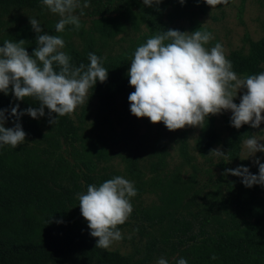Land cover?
<instances>
[{"label": "rangeland", "instance_id": "374dc122", "mask_svg": "<svg viewBox=\"0 0 264 264\" xmlns=\"http://www.w3.org/2000/svg\"><path fill=\"white\" fill-rule=\"evenodd\" d=\"M97 5L98 0H90V7L84 9V15L80 17L82 27L77 31L73 26H66L64 33L55 31L59 17L43 6L41 0L39 7H11L5 13L0 11V46L5 40L16 42L27 30L35 41L36 33L29 17L39 20L44 32L61 35L65 40L63 51L67 54L73 49L92 47L100 52L103 59L120 64L124 62L129 68L136 48L168 29L182 32L207 30L214 39L206 47L210 49L221 43L226 55L233 49L246 51L248 38L255 40L264 35V0H229L228 5L214 9L208 5L181 10L166 7L158 19L154 15L144 16L141 9H134L131 16H118L122 27L112 36L101 34L92 20L97 16L94 12ZM244 91L241 90L234 102H240ZM97 103L92 99L78 107L70 117L76 126L73 136L55 134L44 117L38 119V127L48 133L49 141L23 128L27 134L26 141L16 149L12 148L13 155L38 167L48 183H63L69 187L76 183L82 185L84 172L119 175L134 182L137 195L131 198L133 212L125 224L118 226L124 238L111 249L127 254L141 264H156L161 257L166 258L169 264H176L183 244L177 242L179 232L172 228L176 226L175 219L191 220L195 230L210 206V212H217V197L226 194L231 180L242 179L231 173L227 176L222 173L225 169L238 167L239 161L250 172L258 173L254 158L241 160L240 157L245 155L242 144L246 138L253 134L264 137V122L258 129L251 128L249 136L241 139L239 157L232 159L224 150V139L231 126L230 111L210 115L204 128L186 126L175 131H169L162 122L148 125L140 118L135 135L131 136L119 104L104 118L97 112ZM47 111L45 108L46 114ZM24 116L29 117L27 114ZM5 126L12 127L13 123ZM181 136L186 154L180 148ZM8 148L11 149L10 146ZM216 148L226 153L227 160L209 155L210 150ZM256 156L264 163V153L258 152ZM173 190L178 194L175 201L169 198ZM263 194L264 190L258 192V195ZM78 203H74V222L68 228L86 231L88 222L82 216ZM76 263L75 256L63 262Z\"/></svg>", "mask_w": 264, "mask_h": 264}, {"label": "clouds", "instance_id": "9594fccd", "mask_svg": "<svg viewBox=\"0 0 264 264\" xmlns=\"http://www.w3.org/2000/svg\"><path fill=\"white\" fill-rule=\"evenodd\" d=\"M161 2L143 0L149 7H158ZM179 2L183 4L185 0ZM41 3L52 14L58 15L57 33H64L66 26H73L78 31L82 27L80 17L84 15V9L90 7V0H83V3L81 0H41ZM205 3L214 9L228 5L229 0H205ZM29 22L36 33V47L31 55L23 39L17 42L5 40L0 46V92L5 95L11 92L17 101L30 98L39 107L19 110L17 103L10 112L0 109V147L8 145L16 149L25 143L27 134L19 122L21 116L27 114L40 119L47 108V122L56 125L59 117H71L78 107L88 103L89 92L97 81L104 83L108 79V69L103 66L101 57L90 52L89 64L75 66L71 56L63 51L65 40L61 35L44 32L34 17H29ZM213 39V34L207 30L168 29L138 46L128 70L129 84L135 89L128 96L130 112L137 118H149L153 124L162 122L169 131L186 126L204 128L210 115L228 111L231 112L230 124L236 129L243 125L260 128L264 122V72L238 75L221 43L210 49L206 47ZM241 90L245 91L237 104L234 101ZM12 117L15 118L13 126L6 127ZM261 141L264 137L255 134L246 138L242 144L245 155L240 157L241 160L254 158L258 173L239 165L235 169H225L222 175L231 173L241 177L248 188L264 187V163L256 156L258 152L264 153ZM209 155L227 160L226 153L220 148L210 150ZM136 195L134 182L119 175L98 186L89 184L86 192L77 193L90 235L98 238L95 247L111 250L124 238L118 226L130 218L133 212L131 198ZM217 258L214 253L211 255L212 260ZM156 264H169V261L161 257ZM176 264H188V261L181 257Z\"/></svg>", "mask_w": 264, "mask_h": 264}, {"label": "trees", "instance_id": "16d2710c", "mask_svg": "<svg viewBox=\"0 0 264 264\" xmlns=\"http://www.w3.org/2000/svg\"><path fill=\"white\" fill-rule=\"evenodd\" d=\"M98 2L94 10L97 16L92 20L104 36L117 33L122 27L118 16H131L134 9H141L144 16L154 15L158 19L166 7L181 10L207 5L205 0H199V3L197 0H185L183 4L179 0H162L158 7L146 6L143 0ZM39 6L40 0H0V11L4 13L11 7ZM21 39L25 40L24 46L31 55L36 43L30 31H24ZM247 43L246 51L233 49L227 53L233 70L242 76L264 72V35L255 40L248 38ZM90 52L101 57L100 52L92 47L73 49L68 55L75 66L81 63L87 65L90 63ZM102 62L108 69V79L104 83L97 81L89 92L88 102L96 99L97 112L104 118L114 112L119 104L126 116L129 133L133 136L140 118L130 112L128 96L135 89L129 84L128 64L103 58ZM17 103L19 110L39 105L30 98L17 101L11 92L8 95L0 92V109L10 112ZM44 118L48 123L47 114ZM14 119L10 118L7 123H13ZM142 119L151 124L149 118ZM19 122L24 130L49 141L48 133L39 129L38 119L23 115ZM51 128L55 134L63 137L75 135L76 130L69 116L59 117L58 123L51 125ZM250 129L249 125H243L240 129L230 126L224 139V150L230 158L239 157L240 141L249 136ZM184 145L181 136L180 148L186 154ZM238 163L244 165L241 161ZM81 176L84 180L82 185L76 183L69 187L63 183H48L38 167L26 159L14 157L8 145L0 147V264H63L66 258L72 256H75L76 264H141L116 249L95 247L98 238L90 235L89 228L86 231L68 228L74 222L77 193L86 191L89 184L98 186L113 178L108 173L94 175L84 172ZM263 190L264 187L260 185L248 188L242 179H233L228 184L226 194L217 197V212H210V206L197 224V229L194 230L191 220L176 218V226L172 228L179 232L177 242L183 244L179 258H185L188 264H264V194L258 195ZM169 198L175 201L177 191L173 190ZM171 249H174L173 245ZM213 253L218 257L216 260L211 259Z\"/></svg>", "mask_w": 264, "mask_h": 264}]
</instances>
